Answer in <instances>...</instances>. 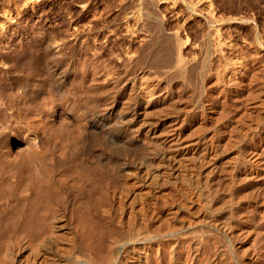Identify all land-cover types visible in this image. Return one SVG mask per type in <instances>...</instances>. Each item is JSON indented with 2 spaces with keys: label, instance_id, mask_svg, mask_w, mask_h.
I'll list each match as a JSON object with an SVG mask.
<instances>
[{
  "label": "bare ground",
  "instance_id": "1",
  "mask_svg": "<svg viewBox=\"0 0 264 264\" xmlns=\"http://www.w3.org/2000/svg\"><path fill=\"white\" fill-rule=\"evenodd\" d=\"M120 1L71 33L80 60L48 33L0 47V264H264L256 53Z\"/></svg>",
  "mask_w": 264,
  "mask_h": 264
},
{
  "label": "rangeland",
  "instance_id": "2",
  "mask_svg": "<svg viewBox=\"0 0 264 264\" xmlns=\"http://www.w3.org/2000/svg\"><path fill=\"white\" fill-rule=\"evenodd\" d=\"M156 1H157V3L155 4V6H152V4H150V7H149L148 3H151L149 1H146L147 3H145V5L146 4L148 5V7L146 6L147 10H149L151 12L154 11V12L158 13L160 16L165 17L164 20L167 21L165 23V28L166 27L168 28V29H165L166 32H171V30H173V28L176 25L177 26L179 25V28L175 27V30H176V28H178L179 33H181L180 31H183L182 33H184V34L183 35L181 34V37L183 36L182 40L186 39V37L184 38V36L186 35L187 38H189L187 40L190 42L191 41L190 36L192 35L191 31L193 32L194 35L198 34L196 36L199 37L201 34L200 32L201 31L205 32L207 30V28H209V27L210 28L212 27V29L214 26L215 27L217 26V28L221 27L220 29H222V30L224 29V30L222 32L219 29V32L222 35V36H220V39H223L225 37V40H226V41L222 40V43L223 42L226 43V44L224 43V45L222 44V47L223 48H227V47L228 48H231V47L235 48V47H237V49L240 48V50L242 48L244 49V47L249 48V50H250V52H252V54L256 53V55H254V57L257 56V58L255 59L256 63L260 61L259 63H257V65L258 66L262 65L261 69L263 70V68H264V58H263L264 57V43H263L264 42L263 41L264 40V0H183V1L182 0H162V1L156 0ZM119 2H121V1L120 0H117V1L116 0H0V47L2 46L4 41L7 39L9 41L10 40L11 41H19L20 40L22 42H25V40L28 39L29 35H33V36L34 35H36V36L40 35L38 37H41L44 33L45 34L48 33L47 35L49 36V38H53L55 36L52 40H50L51 44L54 43L53 46L60 45L61 41H62L61 44H65L64 41H66V44L68 42L70 43V40L72 41V37H73V35L70 37L71 33L74 34V30H75V33H82V31H83L82 29H84L87 26V23H85V22H87L88 19L91 18V15H93L92 11H94V13L96 12V15H97L99 11L102 12V11L108 10L110 13L108 12L109 14L107 15L108 17L106 16V20H110L111 18L112 19L114 18L113 16L116 14L114 12H117V9L119 7L118 5H120ZM176 2H178V3H176ZM191 3H192V5H190ZM151 6L153 9H151ZM92 7L94 10L92 9ZM95 9H97V10H95ZM180 11H181V13H179ZM209 13L212 15V18L214 17L212 19L213 21L212 20L210 21L211 16ZM188 14L190 15V17L192 19L189 18ZM208 15L210 18L208 17ZM186 16H188V17H186ZM217 16H218V18H217ZM226 16H228L229 18L228 17L226 18ZM206 17H208L209 19H207ZM219 17H221V18H219ZM108 18H110V19H108ZM214 19H216V20H214ZM232 19L234 20V22ZM207 20L209 21V23L210 22L211 23L210 24L207 23L208 22ZM217 20H219V21L217 23H214ZM221 20H222V22H221ZM170 23H171V25H170ZM178 23H180L181 25ZM185 23L187 26L185 25ZM166 24H167V26H166ZM169 26H172L173 28L171 29V27H170V29H169ZM180 26H181V28H180ZM183 26H184V28H183ZM231 26H233L234 29ZM87 27L85 29H87ZM188 27H189V29H188ZM200 27H203V29ZM85 29H84V31H85ZM182 29H184V30H182ZM45 30H47V31H45ZM234 30H235V32H234ZM224 31H226V32H224ZM39 32H41V33H39ZM237 32H239L240 34ZM49 33H51V35H49ZM224 33H226L228 36L225 35ZM213 36H215V35H213ZM238 36H239V38H238ZM254 36H255V38H253ZM24 37H25V40H24ZM146 38H148V37H146ZM244 38H245L246 43L243 40ZM81 39L74 44L76 47L72 46L70 43L69 44L70 46L67 45L68 47H65V45H66L65 44L64 48H62V51L59 54H60V56H62L63 54L66 56V58L63 57L64 55L62 56L64 58L63 60L66 63L68 62V60L73 58V56H74V58H73L74 60H80L85 55L84 51H86V53H88V51L85 48L86 46L81 41ZM217 39H218V37H217ZM216 40L214 39L213 42L216 43L217 42ZM146 41H147V39H146ZM228 42H229V44L231 43L230 47L227 46ZM235 42L236 43L238 42L237 45ZM79 43H82L83 45L79 44ZM259 43H261V44L263 43L262 44L263 46L262 45L260 46ZM245 45H247V46H245ZM252 45L254 48L252 47ZM44 46H46V43ZM81 46H82V48H81ZM133 46H135L133 48L136 49L138 47L137 42L133 43ZM74 47L75 48L78 47V48L75 49ZM72 49H74V53L70 52V51H72ZM82 49H83L84 55L82 54ZM0 50H1V48H0ZM75 50H77L78 52L77 51L75 52ZM254 50H255V52H254ZM67 52H68V54H67ZM69 52L71 55L69 54ZM77 53H79V55ZM72 54H73V56H72ZM75 54H76V56H75ZM81 54H82V57H81ZM67 56H69V59L67 58ZM76 57H77V59H75ZM244 60H245V58H244ZM230 71L231 72L234 71V72H232L234 74L230 73V75H227L228 77L226 76V78H233V76L236 78L237 77L236 72L238 70L235 69V70H230ZM0 83H2L1 79H0ZM1 86L2 85L0 84V88H1ZM90 99L91 100L90 101L88 100L87 105H90L91 103L96 101L95 97H93V99L92 98H90ZM263 183L264 182H261V184H258L259 186H253L252 189H250L251 191H249V192H247V190H245V192H247L248 194H251L249 196L250 198L253 196L252 199L259 202V204H260V206H259L260 210L259 211H262L264 209V204H261V203H264V200L260 195V193H262V191L264 189V186L262 185ZM100 186H103L102 182H101ZM258 195H260V196H258ZM261 199H262V202H261ZM262 212H260V213H262ZM262 222H264V221H261V224L259 226H261V225L264 226L263 225L264 223L262 224ZM259 223H260V221H259ZM261 228H263V227H261Z\"/></svg>",
  "mask_w": 264,
  "mask_h": 264
}]
</instances>
